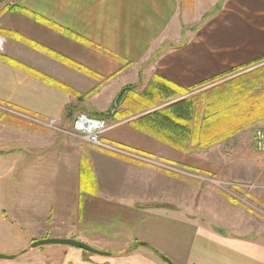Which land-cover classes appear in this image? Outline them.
I'll return each mask as SVG.
<instances>
[{
  "label": "crops",
  "instance_id": "0c3cea01",
  "mask_svg": "<svg viewBox=\"0 0 264 264\" xmlns=\"http://www.w3.org/2000/svg\"><path fill=\"white\" fill-rule=\"evenodd\" d=\"M0 30L100 75L123 69L121 79L134 68L120 60H150L154 53L151 75L183 89L264 61V0H15L0 8ZM7 39L13 58L31 68L39 63L50 77L83 75L20 39ZM66 90L0 60V104L54 119L58 127L0 115V205L17 204L16 191L3 184L5 175H24L25 203L41 213L27 222L29 237L72 238L109 253L50 244L41 252L42 264H264L263 241L214 226L219 216L208 212L210 196L200 185L144 160L216 174L218 161L207 149L192 145L182 152L136 129L133 116L111 123L102 136L122 153L71 138L67 143L62 128L75 95ZM40 189L49 191L46 200Z\"/></svg>",
  "mask_w": 264,
  "mask_h": 264
},
{
  "label": "rangeland",
  "instance_id": "374dc122",
  "mask_svg": "<svg viewBox=\"0 0 264 264\" xmlns=\"http://www.w3.org/2000/svg\"><path fill=\"white\" fill-rule=\"evenodd\" d=\"M13 1L15 0H4L1 2L0 8L6 3ZM4 36L6 37H0V54L8 57L11 61L30 67L26 65L28 63L25 60L15 59L10 55L9 44L11 41H8L7 38L12 36ZM156 49L157 46H154L153 50L156 51ZM153 55L154 53L150 60L145 58L140 62L120 60V63L125 64L124 66L128 65L134 68L127 74L125 79H121L120 76L123 69L114 72L112 75H100L86 66L81 65L87 71L79 70L72 66L71 63L49 55L64 64L66 70H79L83 74L78 78L65 76L63 77L64 80H61V78L50 77L49 74L42 72L39 69V63H36L37 68H32L35 72L64 86L67 89L66 91L70 90L75 95L74 103L69 105L71 113L66 116L65 127H61L67 137V143L69 142L68 138H71L72 141L79 142L82 146L95 148V146L74 134L72 122L78 114H86L90 117L96 116L111 124L130 118L133 115H138L159 105L160 99L158 97H154L152 101H147L140 97L152 77L151 63ZM254 64L223 78L215 79L202 87L193 89L188 94L194 97L197 100V106L199 105V122H201L205 114L208 103L211 105L210 111L212 110V112L214 110L219 111V109L224 110L232 103V100H235V98L238 100V97L240 99L243 95H246L249 97L248 103L250 107L246 105L247 108L242 114L236 109L237 112L230 110L228 114L223 115L213 125L211 132L212 134L216 133L215 136L218 139L223 136L224 140L200 149H207L208 154L217 159L219 169L216 174L187 171L177 167V171H174V174L181 176L182 180L184 179L183 181L187 180L200 185L198 190L210 196V202L207 206L208 212H213L219 216V221L214 223V226L224 228L234 235L250 236L264 242V152L256 149L252 140L255 130L264 129V101L257 99L258 94L264 95V61ZM136 69L139 70L138 76L135 74ZM228 82L233 85L241 83V85L235 86L234 90L231 89L228 94L226 91L221 96L207 94L212 89ZM120 92L123 95L114 107V100ZM109 95H113V97L112 101L107 103ZM255 96L257 97L255 98ZM215 114L217 113L215 112ZM0 115L16 117L2 110H0ZM16 118L21 119L19 117ZM225 128H232L234 131L226 135L219 133ZM193 149H196L195 145H193ZM23 176L18 173H7L3 180L7 191H16L15 199L17 204L0 205V217L2 216L1 218L6 220L7 225L4 227L0 225V253L6 255L15 253L18 254V257L8 260L1 259L0 264H42L45 257L42 256L41 252L50 247L40 246L20 255V252L25 249V241H28L27 246L34 239H38L29 237L30 228L26 225L27 222L39 218L41 215L34 206L25 203L27 189ZM34 177L35 175L32 176L33 179H35ZM1 185L2 182L0 181V190L4 192ZM38 192H41V189ZM47 192L49 193L48 190H43V192L39 193V197L46 200L48 197ZM213 221L215 220L213 219ZM9 223L15 227H9Z\"/></svg>",
  "mask_w": 264,
  "mask_h": 264
},
{
  "label": "trees",
  "instance_id": "16d2710c",
  "mask_svg": "<svg viewBox=\"0 0 264 264\" xmlns=\"http://www.w3.org/2000/svg\"><path fill=\"white\" fill-rule=\"evenodd\" d=\"M6 9L10 11L14 10H20L24 13H27V11L23 8H18V6L15 5H9L5 7ZM38 19H41L38 16H35ZM43 20L45 23L48 25L54 27L55 29L65 33L66 35L73 37L72 32L69 30L59 28L55 26L54 24H51L50 22ZM7 35V36H12L14 38L20 39L21 41L34 46L37 49H41L45 52H47L50 55H53L55 57H58L62 61H66L68 63H71L72 66L76 67L79 70H85L87 71L84 67L81 65L63 57L58 54H55L49 50H46L42 46H39L37 44H33L29 42L28 40L24 38H18V36L14 33L10 32H5L0 30V35ZM77 38V36H76ZM0 60L7 62L9 64L18 66L22 69H24L26 72L30 73L31 75L38 77L42 80H45L51 84L59 85L54 81H51L50 79H47L43 75L35 72L32 68L18 64L17 62L11 61L6 56H3L0 54ZM261 62V61H260ZM259 63V62H257ZM255 63V64H257ZM254 64V65H255ZM247 66H241L237 69L231 70L230 72L224 74L222 77L223 78L233 72H238V70H242ZM216 78V79H219ZM215 79L208 80L202 84H199L197 87L193 88H199L202 87L204 84L210 83L214 81ZM239 81V79H238ZM229 83V84H228ZM218 88H214L211 91H209L207 94L210 95H217L221 96L223 93L227 91L231 92V89L234 90L235 86L241 85V83L232 84L228 82ZM193 89H183L163 78H161L158 75H153L148 83L146 84L145 88L143 89L140 97L143 99H146L147 101H152L154 97H158L160 99V103L158 106L148 110L144 111L138 115H133V119L130 121L132 126H134L136 129L140 130L141 132L165 143L168 144L169 146H172L182 152H188L190 150V147L192 145L196 146V150L203 149L209 145L214 144L215 142H218L220 140H224L223 136L221 138H217L215 134H212V127L213 125L216 124L217 121H219L223 115L228 114L230 110L233 112H237L236 109L239 110V112L242 114L243 111L246 110L247 106L249 105V97L246 95L238 100L235 98V100H232V103L225 108L224 110L219 111H210L211 105L210 103L207 104L206 106V111L204 116L202 117L201 122L198 121V115H199V105L197 106L196 104V99L192 96H189L190 92ZM123 93H119L117 97L114 100V107L115 104L119 101ZM258 96V97H257ZM255 96L257 99L259 98L261 101H264V95L263 94H258ZM175 100V101H172ZM217 100V99H215ZM172 101V102H171ZM213 101V100H212ZM219 101V100H217ZM163 103V104H162ZM161 104V105H160ZM218 104V103H216ZM70 106L66 108V116L70 115ZM68 109V110H67ZM112 112V110H111ZM215 112L217 114H215ZM96 117V116H94ZM234 131L232 128H225L221 132V134H228ZM213 135V136H212Z\"/></svg>",
  "mask_w": 264,
  "mask_h": 264
},
{
  "label": "built area",
  "instance_id": "2783aa9c",
  "mask_svg": "<svg viewBox=\"0 0 264 264\" xmlns=\"http://www.w3.org/2000/svg\"><path fill=\"white\" fill-rule=\"evenodd\" d=\"M0 110L6 113H10L12 115H15L16 117H19L25 121H28L30 123H33L35 125H40L42 127L47 128H58L56 125V121L54 119H48V120H42L37 117H33L29 114H21L14 108L5 106L3 104H0ZM22 112V111H20ZM112 124H108L104 119L98 118V117H90L86 114H78L73 122H72V129L76 136H79L80 138H83L87 142H89L92 145H95L99 148L109 150L116 153H122L123 150L119 146H115L113 144H110L108 142H104L102 139V136L106 130H108ZM253 144L256 149L264 152V129L259 128L255 130L253 134ZM139 157V156H137ZM140 158V157H139ZM145 161L159 165L164 166L166 168H169L173 171H177L176 168H172L171 166L161 164L155 160L150 159H144Z\"/></svg>",
  "mask_w": 264,
  "mask_h": 264
},
{
  "label": "water",
  "instance_id": "95a60500",
  "mask_svg": "<svg viewBox=\"0 0 264 264\" xmlns=\"http://www.w3.org/2000/svg\"><path fill=\"white\" fill-rule=\"evenodd\" d=\"M172 101H175V100H172ZM50 244L68 245V246L76 247V248H79V249H82V250H85L91 253H95V254L109 255L108 252L97 250L84 242H81V241H78L72 238H60V237H48V238L33 240L32 242H30V244L27 247H25L24 250L20 252V254L26 253L30 249H34L40 246L50 245ZM17 255L18 254L6 255V254L0 253V259H3V260L14 259Z\"/></svg>",
  "mask_w": 264,
  "mask_h": 264
}]
</instances>
